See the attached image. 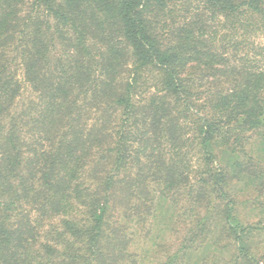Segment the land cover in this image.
<instances>
[{
	"label": "trees",
	"instance_id": "1",
	"mask_svg": "<svg viewBox=\"0 0 264 264\" xmlns=\"http://www.w3.org/2000/svg\"><path fill=\"white\" fill-rule=\"evenodd\" d=\"M263 180L264 0H0V264H223Z\"/></svg>",
	"mask_w": 264,
	"mask_h": 264
},
{
	"label": "rangeland",
	"instance_id": "2",
	"mask_svg": "<svg viewBox=\"0 0 264 264\" xmlns=\"http://www.w3.org/2000/svg\"><path fill=\"white\" fill-rule=\"evenodd\" d=\"M261 141V140H260ZM258 142H254L256 144ZM263 145L257 144V149L252 153L255 156L261 155L263 152L260 148H262ZM193 159L195 161L192 165L193 174L195 171L198 172L201 171V168L203 165L201 164V156L198 157V153L196 151H192ZM198 161V162H197ZM198 163V164H197ZM192 177L193 175L189 176V180L184 183L183 187L189 184H194V180ZM262 182V188L260 189L261 193L257 194L256 191H250L245 189V186L242 185V183H239L237 186H234L231 184L232 188H230L228 191V194L231 193V189H234L233 194H236V200L237 205L233 206V221L235 223H238L240 227L238 230H242L241 228H244L243 231H241V238L244 239V242L249 245L250 250H246L242 254H239L237 257L234 256V258H231V252L233 251V246L236 244V237L239 234H233L232 231L235 226L234 224H229L227 222L224 223V230L221 229V226H215L217 218V213H212V216L207 218L205 221V227L209 229L210 232H215V235L221 238L220 244L223 245L221 248L222 253V260H224L223 264H264V255H261L260 253L264 251V180ZM206 187V186H203ZM253 189V187H249ZM254 190V189H253ZM184 191V189H183ZM185 196V193L183 195H177V201L175 204V210L174 214L176 215L175 218H173L172 222L175 224H178L176 227L177 230L175 232L181 236L183 231L186 229L185 226L192 225L191 222L196 223L197 221L203 219L204 217V210L200 208L202 205H206L205 200H195L196 205L198 208H190V206L185 210V212L182 209V203ZM258 197V198H257ZM213 202V201H212ZM215 202V201H214ZM213 202V203H214ZM226 202V200L221 201V204L223 205ZM216 203V202H215ZM230 207V205H229ZM202 209V212L199 210ZM200 212L199 214L197 212ZM202 214V215H201ZM232 221V220H231ZM221 225L222 222H220ZM228 226H231V229H228ZM246 227H251L250 229H245ZM170 234V231L167 232V235ZM176 234L174 233V236ZM235 237V238H234ZM205 245V244H204ZM202 247V246H199ZM212 249V248H211ZM255 253V254H254ZM256 253H259L256 255ZM235 254V252H233ZM254 254V255H253ZM236 255V254H235ZM246 255V256H245ZM252 256V262L248 261V256ZM236 258V259H235ZM238 259V260H237ZM245 260V261H244ZM146 264H151L150 262H146Z\"/></svg>",
	"mask_w": 264,
	"mask_h": 264
}]
</instances>
